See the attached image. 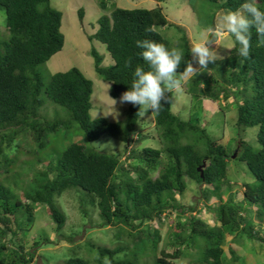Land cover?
Returning <instances> with one entry per match:
<instances>
[{"label":"trees","instance_id":"1","mask_svg":"<svg viewBox=\"0 0 264 264\" xmlns=\"http://www.w3.org/2000/svg\"><path fill=\"white\" fill-rule=\"evenodd\" d=\"M209 1L229 11L237 10L244 2ZM0 6L5 9L9 34L8 39L0 41V130L3 129L0 169L9 172V167L15 163L10 154L19 147L13 143L25 132L32 136L36 154L46 147L50 134L62 131L68 134L73 129L83 134L82 141L91 143L110 136L130 146L129 157L121 160L114 153L72 142L59 156L47 162L46 170L38 173L33 186L23 189L21 197L0 182V264L34 261L33 250L39 244L27 250L22 242L14 241L22 240L34 224L37 204L45 206L56 232L62 233L67 217L55 203V197L73 187L85 192L79 193L85 217L89 216L85 204L97 208L99 227H115L116 240L126 235L135 248L129 249L127 244L110 248L87 243L89 251L96 250L93 259L74 253L65 264H174L173 260L180 258L183 251L162 249L158 253L159 231L152 228L151 223L169 210L184 213L185 208L175 194L186 191V178L203 185L201 193L205 201L220 198V204L214 208L219 225L209 226L194 214V207L188 209L186 221L190 233L187 237L180 232L184 224L175 225L178 229L173 234L175 243L185 249L198 244L202 249L200 258L190 264H236L240 259L236 252L228 248L227 255L224 250L226 235L239 233L264 244V235L246 215L255 209L260 224L264 222V37L254 28L251 30L250 56L245 59L239 55V45L229 34L234 43L230 54L208 64L215 73L195 74L189 80L188 93L193 97L225 102L230 97L235 99V126L239 135L233 139L234 144L224 145L221 139L210 135L203 123H192L175 114L171 92L165 93L160 109L152 111L158 134L154 138L159 140L160 148L136 149L133 146L146 138L138 129L143 113L139 105L129 103L126 123L121 126L104 117L91 116L93 83L78 67L54 73L48 82L43 80L37 67L61 51L65 44L62 13L50 5V0H0ZM100 6L106 9V0H100ZM258 6L264 11V0H258ZM78 14L82 20L83 10ZM97 23V29L89 38L105 45L112 63L103 64L104 57L95 47L91 48L90 55L96 74L110 83L112 98L128 90L137 67L148 70L140 55L143 50L137 47L138 40L163 43L172 48L157 30L159 27L173 25L180 33L178 46L184 59L178 73H185L186 66L193 62L187 32L171 23L160 6L152 9L115 6L109 14L101 15ZM46 100L64 107L69 115L64 117L54 109L53 117L44 118L40 111ZM251 127H257L254 134L258 148L240 136ZM233 158L247 165L255 182L243 183L242 199L234 198L231 193L224 200L223 186L233 189L235 185L228 176V165ZM41 161L43 159L37 163ZM198 167H202L203 177ZM8 233L10 239L6 241ZM65 239L73 241L71 236ZM147 252L152 258L142 262L141 256Z\"/></svg>","mask_w":264,"mask_h":264},{"label":"rangeland","instance_id":"2","mask_svg":"<svg viewBox=\"0 0 264 264\" xmlns=\"http://www.w3.org/2000/svg\"><path fill=\"white\" fill-rule=\"evenodd\" d=\"M107 7L102 9L100 0H50V5L62 13L61 31L65 37V44L61 51L56 53L46 63L39 65L37 68L45 82H48L50 76L57 72H63L69 68L78 67L86 77L93 83V92L91 96V116L104 117L112 122L119 123L124 126L130 102L122 101L121 94L118 98H112L109 94L110 83L96 74L94 71L93 58L90 50L95 47L104 57L103 64H111L112 58L107 52L105 45L97 40L89 38L98 27V19L103 14H109L116 7L123 8H148L152 9L160 6L163 13L169 21L180 28L185 29L188 39L192 47L209 39L206 45L213 51L215 60L227 57L233 48V40L229 34L213 37L216 26L224 23V15L229 10L220 8L217 3L209 0H168L165 2H157L155 0H106ZM83 10V19H79V10ZM157 30L170 42L172 48L179 49L180 33L178 29L171 25L168 27H159ZM8 31L5 24V9L0 6V41L8 39ZM193 58V54H192ZM209 64V63H208ZM194 73H178L183 76V87L180 91H173L172 110L182 119H190L192 123H203L207 131L216 139H221L222 143L228 146L234 144V138L239 133L236 131V104L235 99L230 97L227 102L223 99L218 101H209L203 98L193 97L188 93V84L190 78L195 74H203L205 72L215 73L213 69L207 65L206 69H201L197 59L193 58ZM54 109L59 115L67 117L68 111L50 100H46L45 106L40 111L44 118H51ZM139 131L145 135V139L135 144L136 149L144 147L160 148V142L157 138V130L154 126L152 110L149 109L139 120ZM257 127L246 128L244 133L240 134L254 148H258L259 144L256 139ZM3 129L0 130L2 135ZM83 134L73 129L68 134L52 133L49 135L46 147L35 152L36 145L32 140L29 132L23 133L17 141L13 143L19 144L15 153L11 152L10 157L14 158L15 163L9 167V172L0 169V182L7 185L13 192L22 195L23 189L33 186L35 178L39 172L46 170L47 162L53 160L55 156H59L61 151L72 142H81L96 150L114 153L121 160L129 157L130 146L119 138L110 136H102L94 142L82 141ZM236 140V139H235ZM236 151V150H235ZM234 151V152H235ZM56 158V157H55ZM235 158V157H234ZM231 159L228 165V176L234 185L233 189L223 186L222 193L224 200L233 193L234 198L242 199L244 186L243 183L255 182V178L249 171L247 165L238 160ZM40 163L38 161L42 160ZM155 176L158 172L154 173ZM187 188L183 194H175V198L185 208L184 213L179 211H166L160 218H155L151 223V227L159 231L158 253L164 249L167 252L180 248L183 255L173 260L174 264H190L200 258L202 249L198 248V244L185 249L179 243L174 242L175 225L183 223L180 227L182 236L187 237L190 228L187 225V217L189 207H194V214L198 218H202L209 226L219 225V221L215 215L214 208L220 204V198L211 197L205 201L201 189L202 184L186 178ZM80 188L73 187L61 196L55 197V203L65 212L67 220L66 225L62 229V233L58 234L55 230L52 220L46 212V208L42 204L36 205L35 221L30 230L26 232L22 240L14 241L16 244L22 242L27 250L34 248L35 243L39 245L34 248L35 259L31 264H65L64 261L71 255H76L93 259L96 256V250H88L87 243L97 246H107L113 248L117 245H129V249L135 248L130 243L129 237L122 236V240H116L115 233L118 231L115 227H99L100 216L98 209L89 205L84 206L88 212V217L84 216L81 210L80 195L85 193ZM76 191V192H75ZM247 217L255 225V229L264 235V222L260 224L255 215V209L246 213ZM71 236L73 241H67L65 237ZM48 240H45V239ZM6 241L10 239V234L6 235ZM198 243V242H197ZM228 248L233 249L240 257L236 264H264V244L258 240H250L243 234L226 235V244L224 250L228 253ZM229 257V256H228ZM152 254L141 256V261H150Z\"/></svg>","mask_w":264,"mask_h":264},{"label":"clouds","instance_id":"3","mask_svg":"<svg viewBox=\"0 0 264 264\" xmlns=\"http://www.w3.org/2000/svg\"><path fill=\"white\" fill-rule=\"evenodd\" d=\"M223 19L224 23L215 27L213 37L216 34H230L239 45V55L247 59L250 56L251 30L254 28L259 36L264 37V11L258 6V0H244L240 8L228 11ZM136 43L137 47L143 50L140 55L148 70L143 67L136 68L134 79L128 90L123 93L122 101L139 105L144 115L149 109H160L165 93L182 89L184 77L178 75L177 70L184 59V53L154 41L138 40ZM208 43L209 39L204 40L191 49L193 58L198 60L201 69H206L208 63L215 60L213 51L206 46ZM184 72L194 73L196 70L189 63Z\"/></svg>","mask_w":264,"mask_h":264},{"label":"water","instance_id":"4","mask_svg":"<svg viewBox=\"0 0 264 264\" xmlns=\"http://www.w3.org/2000/svg\"><path fill=\"white\" fill-rule=\"evenodd\" d=\"M213 29H215V28H213ZM235 155H236V152H234L233 157H235ZM202 166H204V164ZM198 171L200 172L201 177H203L202 167H198Z\"/></svg>","mask_w":264,"mask_h":264}]
</instances>
